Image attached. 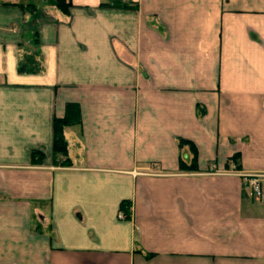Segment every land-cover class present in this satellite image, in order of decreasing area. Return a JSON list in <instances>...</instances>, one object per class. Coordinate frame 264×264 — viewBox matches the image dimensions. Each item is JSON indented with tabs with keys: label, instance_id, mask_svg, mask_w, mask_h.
<instances>
[{
	"label": "crops",
	"instance_id": "crops-1",
	"mask_svg": "<svg viewBox=\"0 0 264 264\" xmlns=\"http://www.w3.org/2000/svg\"><path fill=\"white\" fill-rule=\"evenodd\" d=\"M126 1L0 0V264H264V0Z\"/></svg>",
	"mask_w": 264,
	"mask_h": 264
},
{
	"label": "trees",
	"instance_id": "trees-1",
	"mask_svg": "<svg viewBox=\"0 0 264 264\" xmlns=\"http://www.w3.org/2000/svg\"><path fill=\"white\" fill-rule=\"evenodd\" d=\"M107 4H102V6H113L120 9H134L136 4L126 0H106ZM57 8L64 15H69V10L72 6L71 0H57ZM37 45V40H34V46ZM39 56L38 53L26 54L24 55L22 61L19 63L18 71L20 73H39L42 71L40 62L36 60ZM80 123L79 107L76 104H67L65 110V116L61 119H55L53 123V155L55 164L68 165V148L67 142L64 139V129L67 127H73ZM181 146H188L192 153V160L190 164L180 162L179 171L181 172H195L197 171L196 166V150L195 147L188 141L181 140ZM43 160V153L39 151H34L31 154V163L33 165H41ZM130 205L128 202H123L121 210L125 214V219H130V212L128 209Z\"/></svg>",
	"mask_w": 264,
	"mask_h": 264
},
{
	"label": "built area",
	"instance_id": "built-area-1",
	"mask_svg": "<svg viewBox=\"0 0 264 264\" xmlns=\"http://www.w3.org/2000/svg\"><path fill=\"white\" fill-rule=\"evenodd\" d=\"M228 173V172H227ZM229 173H236V170H231ZM244 178H246L248 185L251 189V192L253 195H255L258 199H261L264 201V192L262 190L261 184L264 182V172L261 173H254V174H246L242 175ZM130 208L128 209V212H130ZM131 213V212H130ZM125 214L122 210L118 213V219L124 220Z\"/></svg>",
	"mask_w": 264,
	"mask_h": 264
}]
</instances>
